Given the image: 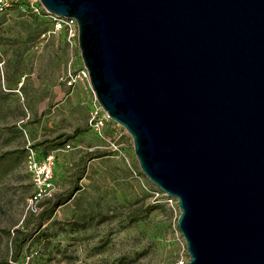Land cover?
I'll use <instances>...</instances> for the list:
<instances>
[{
    "label": "water",
    "instance_id": "1",
    "mask_svg": "<svg viewBox=\"0 0 264 264\" xmlns=\"http://www.w3.org/2000/svg\"><path fill=\"white\" fill-rule=\"evenodd\" d=\"M176 201L184 264H264V0H38Z\"/></svg>",
    "mask_w": 264,
    "mask_h": 264
},
{
    "label": "rangeland",
    "instance_id": "2",
    "mask_svg": "<svg viewBox=\"0 0 264 264\" xmlns=\"http://www.w3.org/2000/svg\"><path fill=\"white\" fill-rule=\"evenodd\" d=\"M38 5L0 2V264H184L174 200L140 172L121 126L89 128L93 93L67 84L82 65L76 32Z\"/></svg>",
    "mask_w": 264,
    "mask_h": 264
},
{
    "label": "built area",
    "instance_id": "3",
    "mask_svg": "<svg viewBox=\"0 0 264 264\" xmlns=\"http://www.w3.org/2000/svg\"><path fill=\"white\" fill-rule=\"evenodd\" d=\"M1 1H4V0H0V2ZM22 1L34 5L32 7V9L34 11H37L36 7H38V4H39L38 0H22ZM48 16L51 18V22L53 24V27L56 30H65L69 34H74L76 32V24L72 18L58 17V16H54L51 14H48ZM76 81H84L88 84L87 72L82 65L75 73H71V72L67 73V84L68 85H72ZM108 120H110V119L108 118L106 113L100 108V106L98 105L96 100L94 99L93 103L91 104L90 111H89V118H88L89 128L93 131V133L96 136L101 137L102 136V128L104 127V124ZM67 146L68 145H66V147ZM158 194H159V191L158 190L155 191L154 195H158ZM171 199L174 200L175 207L177 208L175 199L172 197H171ZM177 234H178L177 239H178L180 245L183 246V248H184L185 247L184 241H183L182 237L180 236L179 232H177Z\"/></svg>",
    "mask_w": 264,
    "mask_h": 264
},
{
    "label": "trees",
    "instance_id": "4",
    "mask_svg": "<svg viewBox=\"0 0 264 264\" xmlns=\"http://www.w3.org/2000/svg\"><path fill=\"white\" fill-rule=\"evenodd\" d=\"M22 2H24V1H22ZM24 3H26V2H24ZM38 6H39V5H38ZM40 11H41V15H42V16H47V17H49L47 13H45L44 11H42V9H40ZM5 15H6L5 12H0V24H1L2 22H4L5 17H6ZM50 197H51V195H48V197H44V198H45V199H49ZM66 199H67V197H65V198H63V199H56V200H54V201L51 203L50 207H49L46 211H44V212L41 213V214H42V217H43V218H48V217L50 216L52 210H53V207H55V206H57V205H60V204L64 203V202L66 201Z\"/></svg>",
    "mask_w": 264,
    "mask_h": 264
}]
</instances>
